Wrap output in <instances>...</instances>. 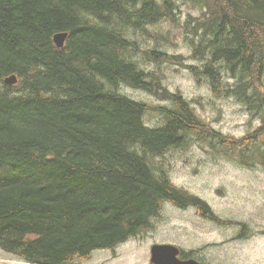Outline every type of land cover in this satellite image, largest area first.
I'll return each instance as SVG.
<instances>
[{"label": "trees", "instance_id": "obj_1", "mask_svg": "<svg viewBox=\"0 0 264 264\" xmlns=\"http://www.w3.org/2000/svg\"><path fill=\"white\" fill-rule=\"evenodd\" d=\"M184 5L200 14L182 22ZM165 20L177 31L154 28ZM59 32L69 34L61 48ZM178 34L194 61L153 48L145 59L181 62L175 70L207 85L214 105L240 98L264 120V0H0V248L33 264H72L150 227L166 198L210 216L204 201L178 193L164 165L151 167L194 138L216 150L231 141L198 114L192 102L203 106L202 97L171 92L135 57L139 35L175 47ZM11 74L15 85L5 82ZM123 86L168 104L132 99ZM154 112L159 127L144 123Z\"/></svg>", "mask_w": 264, "mask_h": 264}, {"label": "rangeland", "instance_id": "obj_2", "mask_svg": "<svg viewBox=\"0 0 264 264\" xmlns=\"http://www.w3.org/2000/svg\"><path fill=\"white\" fill-rule=\"evenodd\" d=\"M182 9L180 17L182 22L186 21L190 12L194 15L200 14L199 8L184 5ZM154 28L177 31V28L168 23V20L159 22ZM147 37L148 39H144L139 35L136 38V41L140 42L141 50L135 53V57L140 59L142 64L145 61L148 62L146 64L148 69L161 72L165 76V83L172 91L182 92L191 101L202 97L203 106L192 102L198 114L231 138L226 146H222L223 149L220 152L211 146L215 151L212 153L196 143L190 148L186 145L182 146L183 148L170 149L162 156L152 157L151 161L155 165L160 163L164 165L169 178L179 186V190L180 188L183 191L187 190L190 196L192 193L197 194L211 206L218 217L224 220L220 219L216 222L210 218L208 221V217L197 215L191 206L181 210L171 203H165L160 214L152 219L154 225L143 229L140 236L129 238L118 244L115 249L96 250L88 258L83 257L80 261L77 259L72 264H151L150 246L161 242H175L184 247L196 244L201 250L203 248L209 250L205 255L213 264H264V209L259 204L261 194L254 192L261 179L257 173L248 171L250 158L241 161V153L238 150L231 151L228 146L235 141L237 144L243 142L247 149L250 148L246 140L252 133H257L255 128L258 125L254 121L252 123L248 121L251 106L241 101L238 96L239 102L230 97L221 101L217 100L214 105L207 85L197 84L187 70H175L176 67H182L181 62L180 65L177 63H171L173 64L171 65L170 62H149L145 59L143 51L153 48L166 50L167 53L180 52L189 58V62L194 61L192 45L187 47L180 34L177 36L175 47L171 45L170 40L163 41L156 36L147 35ZM261 76L263 95H260L258 103L264 107V73ZM235 81L236 78H231L229 83L233 84ZM121 92L132 99L144 100L152 106L165 103L144 90L126 88L121 89ZM144 119L149 127H159L163 124L161 114L158 112L147 113ZM184 148H188L187 151ZM248 234H252L250 239L246 238ZM221 240L226 242H220ZM0 264L30 263L0 248Z\"/></svg>", "mask_w": 264, "mask_h": 264}, {"label": "flooded vegetation", "instance_id": "obj_3", "mask_svg": "<svg viewBox=\"0 0 264 264\" xmlns=\"http://www.w3.org/2000/svg\"><path fill=\"white\" fill-rule=\"evenodd\" d=\"M248 114H249L251 121L256 122L258 125L255 128V131H257V133H256L257 140H256V142H252L250 144V148L247 149V153L250 157V161H249V164L247 166V169L249 172L257 173L260 176L261 181L260 182L258 181L259 186L254 192L261 194V201L259 204H260V207L262 209H264V180H263L264 179V165H263L264 164V155H263L264 154V120L261 118L260 113L256 112L253 109H249ZM251 136H254V134L252 133ZM249 157H248V159H249ZM241 160H244V159H241ZM245 160H247V158ZM186 193H189V192L187 191ZM169 201L171 204L176 206V202H174L173 200L171 201L170 199H169ZM193 205L194 204H192L191 207H193L195 209V211L198 212V210H199L198 206H196V205L193 206ZM180 206H181L180 204L179 205L177 204V207L180 208L181 210L190 207V206H186V208H185L184 205H182V207H180ZM199 213H200V211H199ZM209 214L212 217H213V215L216 216L212 210H210ZM201 216H203L204 218L206 217L205 215H201ZM211 216H209V218H212ZM211 220H213V221L215 220L216 222H219L217 219L212 218ZM251 237H252V234L246 235L247 239H250ZM178 247L180 249L179 256H180L182 261H186L187 259H195L198 262H200L201 264H213L211 261H209L207 259L208 257L205 255L206 253L209 252V250H207V249L203 248V250H201V248L197 247L196 244L191 245L188 248H186L182 245H180Z\"/></svg>", "mask_w": 264, "mask_h": 264}, {"label": "water", "instance_id": "obj_4", "mask_svg": "<svg viewBox=\"0 0 264 264\" xmlns=\"http://www.w3.org/2000/svg\"><path fill=\"white\" fill-rule=\"evenodd\" d=\"M68 36V32H60L57 34V46L63 47ZM5 81L7 84L13 85L18 82V78L16 75H11L7 77ZM153 250L155 252V256L152 261L156 264H200L198 261L193 259L182 261L178 257V248L173 245H155ZM169 252H172L173 254L171 255Z\"/></svg>", "mask_w": 264, "mask_h": 264}, {"label": "bare ground", "instance_id": "obj_5", "mask_svg": "<svg viewBox=\"0 0 264 264\" xmlns=\"http://www.w3.org/2000/svg\"><path fill=\"white\" fill-rule=\"evenodd\" d=\"M157 24H158V23H157ZM59 33H60V32H59ZM59 33H57V34H59ZM57 34H55V36H54L55 44L57 43ZM56 45H57V44H56ZM144 51H145V50H144ZM143 54H144V53H143ZM169 54H170V53H169ZM16 76H17V74H16ZM17 78H18V76H17ZM18 80H19V79H18ZM140 88H141V87H140ZM166 107H167V106H166ZM148 109H149V108H148ZM255 109H259V108H255ZM153 110H154V109H153ZM144 118H145V116H144ZM142 121H143V120H142ZM144 123H145V119H144ZM247 123H248V122H247ZM146 127H147V126H146ZM253 134H254V133H253ZM197 140H198V139H197ZM256 140H257V135H256V134H254V136H251V135H250L249 138H248L247 143H248V144H251L252 142H256ZM137 141H138V140H137ZM137 141H136V142H137ZM141 143H142V142H141ZM134 144H135V143H134ZM173 144H174V143H173ZM131 146H132V145H131ZM168 146H169V144H168ZM185 146H186V145H185ZM166 147H167V146H166ZM166 147H165V148H166ZM169 147H172V145L169 146ZM181 147H182V146H181ZM127 148H128V147H127ZM178 148H179V147H178ZM178 148H177V149H178ZM182 148H183V147H182ZM182 148H181V149H182ZM188 148H189V146H188ZM188 148H187V149H188ZM255 148H256V147H255ZM140 149H141V148H140ZM150 149H151V148H150ZM170 149H171V148H170ZM170 149H169V150H170ZM175 149H176V148H175ZM175 149H174V150H175ZM184 149L187 151L186 148H184ZM246 149H247V148H246ZM127 150H128V149H127ZM151 150H152V149H151ZM151 150H150V151H151ZM167 150H168V149H167ZM169 150H168V151H169ZM185 150H184V151H185ZM152 151H153V150H152ZM164 151H165V150H164ZM168 151H167V152H168ZM256 151H257V150H256ZM260 151H261V150H260ZM144 152H145V151H144ZM158 152H159V151H158ZM167 152H166V153H167ZM172 152H173V151H172ZM257 152H258V151H257ZM145 153H146V152H145ZM179 153H180V152H179ZM181 153H183V152H181ZM181 153H180V154H181ZM185 153H186V152H184L183 154H185ZM240 153H241V152H240ZM240 153H239V154H240ZM250 153H251V152H250ZM253 153H254V152H253ZM135 154H136V153H135ZM158 154H161V153H158ZM136 155H137V154H136ZM147 155H148V154H147ZM154 155H155V154H154ZM174 155H175V154H174ZM236 155H237V154H236ZM240 155H242V154H240ZM252 155H253V154H252ZM263 155H264V154H263ZM137 156H138V155H137ZM140 156H141V155H140ZM140 156H139V158H140ZM144 156H145V154H144ZM161 156H162V155H161ZM253 156H254V155H253ZM145 157H146V156H145ZM163 157H164V156H163ZM163 157H162V158H163ZM239 157H241V156H239ZM239 157H238V158H239ZM248 157H249V155H248L247 151L244 152V156H242V159L245 160L246 158L248 159ZM249 158H250V157H249ZM145 159H146V158H145ZM150 159H151V157H150ZM235 159H236V158H235ZM163 160H164V159H163ZM160 161H161V160H160ZM236 161H237V160H236ZM241 161H242V160H241ZM248 161H249V160H248ZM149 162H150V161H149ZM147 163H148V161H147ZM151 163H152V162H151ZM156 163H157V160H156ZM254 163H255V162H254ZM157 164H159V163H157ZM166 164H167V163H166ZM166 164H165V165H166ZM260 164H261V163H260ZM152 165H154V163L151 164V167H152ZM242 165H243V164H242ZM263 165H264V164H263ZM146 166H149V165H146ZM159 166H160V168H161V165H160V164H159ZM162 166H163V165H162ZM245 166H246V165H245ZM155 167H156V165L153 166V169H155ZM169 167H170V165H169ZM241 167H242V166H241ZM149 168H150V167H149ZM156 168H157V167H156ZM158 169H159V167H158ZM162 169H163V168H162ZM151 170H152V169H151ZM155 170H156V169H155ZM160 170H161V169H160ZM160 170H158V171H160ZM162 171H164V170H161V172H162ZM151 172H152V171H151ZM164 172H165V171H164ZM167 173H168V172H167ZM160 174H161V173H160ZM153 175H154V174H153ZM163 175H164V173H163ZM163 175H161V177H163ZM166 175H167V174H166ZM168 175H169V174H168ZM155 176H156V174H155ZM157 176H158V175H157ZM159 176H160V175H159ZM155 178H156V177H155ZM159 178H160V177H159ZM163 179L165 180L164 177H163ZM163 179H162V180H163ZM162 180H161V182H163ZM166 180H167V179H166ZM164 183H165V182H164ZM178 191H179V190H178ZM186 192H187V191L185 190V194H186ZM176 193H177V192H176ZM187 194H189V193H187ZM221 195H222V194H221ZM170 199H171V198H170ZM171 201H172V200H171ZM175 202H176V201H175ZM158 203H159V202H158ZM158 203H157V204H158ZM165 203H169V204H170L169 199L166 198L165 201L163 202V205H164ZM177 203H178V202H177ZM177 203H176V206H177ZM186 204H187V203H186ZM186 204H184L185 208H186ZM188 204H189V205H188ZM188 204H187V206H191V205H192V203H191V204L188 203ZM195 204H196V203H195ZM195 204H194V205H195ZM197 204H198V203H197ZM163 205H162V206L160 205L161 208H160L159 212H158L156 215L153 214L154 216L152 217V219L156 218V216H157L158 214H160L161 210L163 209ZM178 205H179V204H178ZM194 205H193V206H194ZM198 205H199V204H198ZM200 206H202V205H200ZM180 207H182V205H181ZM202 207H203V206H202ZM202 207H200V208H202ZM183 208H184V207H183ZM203 208H204V207H203ZM196 209H197V208H196ZM198 209H199V207H198ZM183 210H184V209H183ZM200 210H201V209H200ZM200 210H198L197 214L199 213ZM205 212H206V211H205ZM200 213H201V214H200ZM200 213H199L200 215H204V214H203V209H202V212L200 211ZM213 213L216 215L217 218H219V217L217 216V214H216L214 211H213ZM210 216H211V215H210ZM206 217H208V221H210V220H209V219H210L209 216L207 215ZM166 218H167V217H166ZM168 219H169V218H168ZM211 219H212V218H211ZM214 221H215V220H214ZM233 224H234V223H233ZM236 224H237V223H236ZM210 228H211V227H210ZM209 231H210V230H209ZM153 237H154V236H153ZM236 238H237V237H236ZM211 255H212V254H211ZM211 258H212V257H211ZM207 259H208V258H207ZM211 260H212V259H211Z\"/></svg>", "mask_w": 264, "mask_h": 264}]
</instances>
